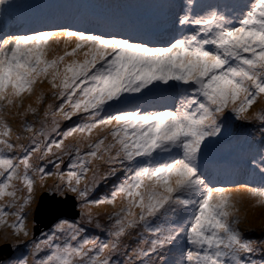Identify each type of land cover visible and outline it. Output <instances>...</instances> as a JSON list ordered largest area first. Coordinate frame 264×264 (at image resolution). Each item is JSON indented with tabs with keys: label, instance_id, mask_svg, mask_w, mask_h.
Segmentation results:
<instances>
[{
	"label": "snow or ice",
	"instance_id": "1",
	"mask_svg": "<svg viewBox=\"0 0 264 264\" xmlns=\"http://www.w3.org/2000/svg\"><path fill=\"white\" fill-rule=\"evenodd\" d=\"M158 7L162 25L109 34L0 31V264H264V241L240 227L245 197L264 205V0ZM229 138L259 186L209 172L208 149ZM37 181L55 201L41 239L27 226Z\"/></svg>",
	"mask_w": 264,
	"mask_h": 264
},
{
	"label": "rangeland",
	"instance_id": "2",
	"mask_svg": "<svg viewBox=\"0 0 264 264\" xmlns=\"http://www.w3.org/2000/svg\"><path fill=\"white\" fill-rule=\"evenodd\" d=\"M73 1V0H71ZM99 0H75L72 5H68L66 0H3L0 2V26L1 24H5V29H1L0 31H8L11 33L23 34L24 31L21 30V26L19 25V21L22 17H35L34 20H37L36 23H39L38 26L52 27V28H60L56 27V24H68L67 26H63L61 28L68 30H81L87 32H104L109 34L107 29H104L99 24L98 18L110 16L114 12V8L105 4L104 0L103 5H98ZM120 1V0H119ZM160 0H123V7L120 9L123 17L125 18V25L129 24V18L135 12L138 17V10L141 11L140 21L142 23H150V22H158L160 25L163 24L162 16L160 14V9L158 4ZM13 5L11 8H7L6 5ZM60 4H64V9L61 11L57 7ZM80 13V16H93L94 19L89 18H81L77 16ZM119 15H115L110 18V23H117L119 20ZM78 20L79 23H78ZM37 26V27H38ZM35 27L33 25V21L26 27L27 29ZM3 28V27H2ZM121 28V27H120ZM118 28V32L120 31ZM43 31V30H40ZM36 32L32 30L29 34ZM38 87L43 88L47 93L48 85H38ZM27 103V101H26ZM75 119V118H74ZM19 124V121H17ZM71 122H62V126L64 124ZM19 127V126H18ZM257 138L259 137L258 133H255ZM242 142V141H241ZM240 154V148L238 146V142L234 138H229L227 140H223L221 143L214 144L208 149L206 163L209 172L212 175H215L219 179V184L223 186H232L236 183H248L252 186H259L261 184V180L259 175L252 176L250 174L244 173L241 169L236 166L237 158ZM231 155V156H230ZM230 156V157H229ZM229 157V158H228ZM225 166H230L226 171ZM47 171L52 172L51 176H46L44 180V184L47 186H51L57 182V177L55 175L56 169L51 165H47ZM232 176H236V180L229 184V178ZM111 189L110 183L102 182L99 188L93 192L94 197L91 198H103L106 196ZM44 190L39 188V181H37V191L35 193V202L32 205V210L28 216V220L30 227V237L37 236L39 233L40 236L35 237L36 239H41L44 233L49 231V228L45 229L40 227L38 229L37 234L35 233V226H38L36 222H34L33 213L38 201V198L43 194ZM71 196V194H69ZM74 209L79 212V204L75 201ZM245 205L247 212V222L241 224V228L245 231L246 235L253 239L254 241H264V231H262V226H264V205H258L253 207V202L249 201L245 197ZM111 208L108 205H100L97 208H94V211L103 213L105 211H110ZM70 220H79V215L77 218H70ZM9 222H11L12 217H9ZM102 222L103 217H101ZM27 220V221H28ZM32 227V228H31ZM43 229V230H42ZM5 229H0V237L3 236V232ZM88 236L99 235L101 239H105L104 235L101 234L98 230H95L91 227H88L87 230ZM0 241H3L0 238ZM2 246V245H1ZM258 247H264V244L258 245ZM43 255V254H41ZM257 260L264 258L261 253H257Z\"/></svg>",
	"mask_w": 264,
	"mask_h": 264
},
{
	"label": "water",
	"instance_id": "3",
	"mask_svg": "<svg viewBox=\"0 0 264 264\" xmlns=\"http://www.w3.org/2000/svg\"><path fill=\"white\" fill-rule=\"evenodd\" d=\"M64 198L62 197H56V200H63ZM75 200L72 196L68 195L67 198V203L65 205H62L61 207H63L64 209H66L68 216L72 219L77 218L79 215L78 211H75L74 206H75ZM55 204V201L52 200V196L50 193H46L44 192V195L42 194L37 201L34 213H33V218H34V222H36L38 224V226H35L36 229V234L38 232V229L40 227L43 228H48L46 227L47 224H49L51 217L46 213V209L50 208L51 206H53ZM6 245H2L0 246V250H2L3 248H5ZM0 254H3L2 252H0Z\"/></svg>",
	"mask_w": 264,
	"mask_h": 264
},
{
	"label": "bare ground",
	"instance_id": "4",
	"mask_svg": "<svg viewBox=\"0 0 264 264\" xmlns=\"http://www.w3.org/2000/svg\"><path fill=\"white\" fill-rule=\"evenodd\" d=\"M104 2H105V4L106 5H108V6H110V7H112V8H114L115 10H114V12H113V14L112 15H110V16H106V17H100V18H98L99 19V24L101 25V27H103L104 29H107L108 31H109V33H112V32H118L117 30H118V28H120L121 26H123V25H125V18L124 17H122V16H120L119 17V20H118V22L117 23H114V22H112V23H110V18L111 17H114L115 15H121V13H120V9L123 7V0H104ZM77 16H79L80 17V19L81 18H89V19H94V17L93 16H80V13L77 15ZM33 21V25L35 24V27H37L38 25H39V23H36L37 22V20H32ZM32 21H30V23L32 22ZM79 21L80 20H78V23H79ZM30 23H28V25L30 24ZM68 24H59V25H57L56 24V27H59V26H67ZM1 26L3 27V28H0V30L1 29H5L4 27H5V24H1ZM10 123L12 124V126H13V128L14 129H18V126H19V124H18V122L17 121H10ZM229 167L230 166H225L224 168L226 169V171L229 169Z\"/></svg>",
	"mask_w": 264,
	"mask_h": 264
},
{
	"label": "trees",
	"instance_id": "5",
	"mask_svg": "<svg viewBox=\"0 0 264 264\" xmlns=\"http://www.w3.org/2000/svg\"><path fill=\"white\" fill-rule=\"evenodd\" d=\"M67 1V4L68 5H72L73 4V2L75 1V0H73V1H71V0H66ZM161 1V0H160ZM98 5H103L104 3H103V1L102 0H99L98 2ZM156 8H159V7H156ZM58 9L59 10H63L64 9V4H60L59 6H58ZM135 12L133 13V15L132 16H130V18H129V22H130V24L131 23H142L139 19H140V17H141V11L140 10H138V12H140L139 14H138V17H137V15H136V10L135 9H133ZM120 13H121V15H119V16H122L123 17V14H122V12H121V10H120ZM35 19V17H33V16H29V17H27L26 19L24 18L23 19V22H25L26 23V25H28V23H30V21H32V20H34ZM25 20H27V21H25ZM25 25V26H26ZM24 31L25 32H27V33H30V30L29 29H27V30H25V28H24ZM58 32V31H57ZM231 156V155H230ZM229 156V157H230ZM228 157V158H229ZM237 178H236V176H232L231 178H229V181H227V183H229V184H232L235 180H236ZM92 197H94V195L92 194Z\"/></svg>",
	"mask_w": 264,
	"mask_h": 264
},
{
	"label": "clouds",
	"instance_id": "6",
	"mask_svg": "<svg viewBox=\"0 0 264 264\" xmlns=\"http://www.w3.org/2000/svg\"><path fill=\"white\" fill-rule=\"evenodd\" d=\"M0 2H3V0H0ZM26 19L27 17H22L19 21V25L21 26V30L24 31V28L26 30V27L28 25H26L25 22H23V19ZM99 20V19H98ZM27 21V20H25ZM26 25V26H25ZM0 28H2V26H0ZM64 28H52V27H45V26H38V27H33V28H30V32H32V30H35V31H40V30H43V31H53V32H57V31H61L63 30ZM25 32V31H24Z\"/></svg>",
	"mask_w": 264,
	"mask_h": 264
},
{
	"label": "flooded vegetation",
	"instance_id": "7",
	"mask_svg": "<svg viewBox=\"0 0 264 264\" xmlns=\"http://www.w3.org/2000/svg\"><path fill=\"white\" fill-rule=\"evenodd\" d=\"M32 216H33V215H32ZM13 219H14V218L11 219V222L13 221ZM29 221H30V219L27 221V226H28V228L30 227ZM11 222H10V223H11ZM31 228H32V227H31ZM36 229H37V228H36ZM36 229H35V231H36ZM46 229H47V228H46ZM8 230L10 231V229H8ZM42 230H43V229H42ZM35 233H36V232H35ZM40 234H41V233H39L37 236H40ZM37 236H34V237H37ZM1 245H5V244H4V241H0V246H1Z\"/></svg>",
	"mask_w": 264,
	"mask_h": 264
}]
</instances>
